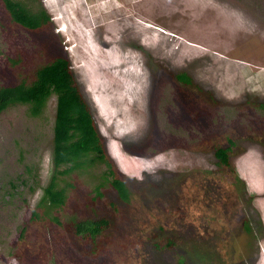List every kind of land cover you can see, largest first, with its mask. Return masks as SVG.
I'll use <instances>...</instances> for the list:
<instances>
[{
	"label": "rangeland",
	"instance_id": "374dc122",
	"mask_svg": "<svg viewBox=\"0 0 264 264\" xmlns=\"http://www.w3.org/2000/svg\"><path fill=\"white\" fill-rule=\"evenodd\" d=\"M39 2L52 20L37 32L13 24L0 2V85L66 56L131 202L108 186L98 197L94 176L73 174L64 225L33 218L52 172L57 99L46 121L12 108L0 117V264H264V145L238 142L239 193L226 186L223 200L204 204L198 180L217 170L198 142L224 130L218 119L237 107V122L264 125V0ZM31 164L40 186L12 190L9 179ZM100 217L112 225L97 243L74 235L73 219Z\"/></svg>",
	"mask_w": 264,
	"mask_h": 264
},
{
	"label": "trees",
	"instance_id": "16d2710c",
	"mask_svg": "<svg viewBox=\"0 0 264 264\" xmlns=\"http://www.w3.org/2000/svg\"><path fill=\"white\" fill-rule=\"evenodd\" d=\"M0 2L3 3L11 22L26 30L37 32L51 24L52 18L39 0H0ZM11 63L18 66L24 61L18 58L11 60ZM176 78L187 87L193 85V80L187 73L177 74ZM54 96L57 99V105L52 129V172L48 184L42 187L43 194L33 213V218L43 217L56 224L64 225L65 221H62L58 214L67 204L69 189L74 187L67 181L68 176L73 174L87 173L94 176L99 181L94 189L98 197L103 196L101 189L108 186L118 193L120 201L129 204L131 190L122 175L116 171L113 161L106 152L91 107L79 89L71 63L66 56L59 55L47 63L39 64L15 85H0V117L12 108L23 107L26 120L46 121L48 103ZM187 96L188 94H184L182 99L185 108L183 115L190 118L195 114L193 111L195 105L187 99ZM258 107L260 110L256 111L264 112V102L259 103ZM240 113L237 107L232 109L229 114L216 121V123L219 121L221 128H224L223 131L215 133L205 141L198 142H201L199 146L202 150L214 152L217 166L216 171L206 172L198 177L200 184L202 183L200 191L204 204L208 199L215 203L223 200L222 192H226V186L227 190L239 193L240 183H243V180L232 163V156L238 142L252 139L264 145V125L253 126L252 123H247L245 126L242 122H237L242 121ZM236 114H238L237 118H235ZM225 118L229 121L226 122ZM131 150L128 151L133 153L134 151ZM34 169V164L27 166L18 178L9 179L7 185L12 190L31 185L30 188L34 191L40 186L38 174L33 172ZM12 192L10 195L14 196ZM39 209L43 210L42 216ZM71 225L76 237L97 243V240L111 228L112 218L73 219ZM243 226L249 235L255 236L253 230L255 228L249 219L243 221ZM156 247L160 248V245L156 244ZM181 264L185 263L181 261Z\"/></svg>",
	"mask_w": 264,
	"mask_h": 264
}]
</instances>
